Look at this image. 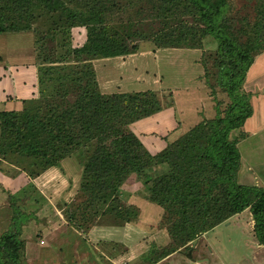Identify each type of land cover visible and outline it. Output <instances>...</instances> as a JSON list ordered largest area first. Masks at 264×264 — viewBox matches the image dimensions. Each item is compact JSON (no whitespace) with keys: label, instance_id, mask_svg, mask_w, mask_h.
I'll return each mask as SVG.
<instances>
[{"label":"trees","instance_id":"16d2710c","mask_svg":"<svg viewBox=\"0 0 264 264\" xmlns=\"http://www.w3.org/2000/svg\"><path fill=\"white\" fill-rule=\"evenodd\" d=\"M252 8L251 20L231 14L229 0H0V34L32 33L37 73V96L0 110V161L34 178L76 155L79 183L62 206L65 220L83 232L104 215L114 225L136 221L138 209L120 199V186L135 175L161 207L159 225L169 236L150 264L245 209L264 246V188L237 181L238 139L231 137L252 113L242 82L264 51V0ZM73 27H83L81 44L72 43ZM206 36L216 40L209 51ZM141 41L201 49V78L215 107L213 117L154 154L130 125L171 100L162 103L151 89L102 92L91 62L133 54ZM17 232L0 234V264H22Z\"/></svg>","mask_w":264,"mask_h":264},{"label":"rangeland","instance_id":"374dc122","mask_svg":"<svg viewBox=\"0 0 264 264\" xmlns=\"http://www.w3.org/2000/svg\"><path fill=\"white\" fill-rule=\"evenodd\" d=\"M229 2L231 14L235 16L246 15L251 20L253 19L254 10L252 6L254 0H229ZM80 28L83 29V27ZM73 30L76 31V29ZM72 32L71 29V35L75 37H72V43L74 45L80 44L81 40L79 35H75V32ZM12 34L14 33L0 34V47L4 45L8 52L18 51L20 47L23 50L25 49L24 51H26L27 48H31L32 44L28 36L7 38ZM202 42L203 50L205 51L213 49L216 45V40L212 36H206L203 38ZM139 47V50L133 53V55H125L126 57L124 59L119 57L116 58L115 60L121 61L120 64L116 66L117 68L110 65L102 69V67L96 63L95 67L93 66L96 72V78L97 75L100 77L101 81H105L106 78H112L115 81L114 85H116V87L119 86V88H121L120 90H152L154 87L151 85L152 78L156 77L158 79V76L163 77L162 84L174 88L171 90V93L166 90L170 88L161 85L160 87H165V90H162V88L161 91L159 90V83L156 85L158 91L156 89L155 91L161 95L162 103L177 99V96L180 98L183 90H186L185 88L194 86L192 81L186 80L187 71L191 72L193 76L196 73H194L195 70L193 71L192 68L187 67L189 64L187 63V58H194L195 55H200L201 57V49H198L201 54H199V52L187 51L184 52L182 56L179 51H173L170 55L169 53L171 51H169V49L171 48L154 49L149 41L139 42ZM23 57L25 56L23 55ZM185 60H187V62H185ZM199 67L201 68L200 64ZM183 73H185L184 81L182 76ZM114 85H112L111 88H115ZM204 88L207 94L211 96L209 88L205 85ZM190 90L191 89H188V91ZM186 95L188 97L190 94L188 93ZM213 100L214 99L211 98L212 103L209 101L211 103L210 110H205L207 114L201 112L202 115L205 113L208 118L215 115ZM203 102L207 101L204 100ZM253 103L258 104L256 99ZM255 112H257V110ZM241 133V130H236L232 132L231 136L237 138L239 141L243 137ZM263 136L264 129L258 132L256 139L260 141ZM3 165L7 167L5 173L9 171V174L14 173L13 171L15 170L13 167L6 163H2V166ZM31 186L32 185H27V188L25 187L24 190L17 192L14 195V199L9 198L7 200L6 197V201L3 199L2 204H0V234L7 230L19 231V233L17 232L18 236L24 241V250L21 256L22 264H150L149 261L155 259L159 251L162 250L163 245H156L153 242V244H150V246L143 251L140 250L141 247L137 248L136 246L138 250V252H136L134 250L135 245L132 244V251L137 255L123 258L128 252L122 243L101 242L96 246V249H91L89 244H83L84 252L82 249L81 252L75 253V250L67 248L65 244L60 243V240L64 237H69L74 240V233L86 238L88 230L83 232L81 229L76 228L75 225L69 224L65 220L64 207L60 206L61 204L57 206V210L53 207L54 201L41 206L43 203L41 197L34 186ZM129 186L130 183L128 187ZM124 187L125 185L123 184L120 186V199L125 204H128L125 202V196L128 192H135L137 189L129 191L128 188L125 190ZM138 187L140 191L143 192L142 197L146 201H143L145 206L139 208L137 214V217H139L142 223L137 227V231L134 232L131 237L127 238V240L129 239L128 243H130L131 240L135 241L137 237H140V239L146 237V239L150 241L154 239L157 240L155 237H157L159 233H155L154 235L156 224L157 228L162 229L159 225L162 212L161 207L146 198L143 185L140 184ZM37 205H40L42 209H38ZM47 205H49V207H47ZM14 208H17V210L15 211ZM20 218L22 219L21 221L18 220ZM99 220L102 224L114 222L110 215H104L99 218ZM252 224L249 209H245L230 217L225 223L219 224L197 237V242L192 248L190 257L186 255V252L191 242L188 243L187 248L183 246L178 249V251H174L169 254V256L167 255L153 264H264V246L258 244L256 241L252 233ZM149 225H151V227ZM160 234H165L164 236H167L169 240L166 230H161ZM112 254L116 256H110ZM148 258L150 259L148 260Z\"/></svg>","mask_w":264,"mask_h":264},{"label":"crops","instance_id":"0c3cea01","mask_svg":"<svg viewBox=\"0 0 264 264\" xmlns=\"http://www.w3.org/2000/svg\"><path fill=\"white\" fill-rule=\"evenodd\" d=\"M73 29H76V31ZM72 31V33L75 32V35H79L82 43L84 40L83 29L80 27H75L72 28ZM31 35L32 33L30 31H24L14 33L7 37L18 38L28 36L32 45L31 48H27L26 51L20 47L18 51L8 52L4 45V48L0 47V110L19 109L21 107L22 99H28L37 96V73ZM169 51H171L169 53L170 55L173 51H179L181 55L187 51L197 53L199 52V54H201L198 49L171 48ZM23 55L25 57H23ZM130 55L133 54H129L128 56ZM118 57L124 59L126 56L123 55L97 58L92 59L91 62L94 67L95 64L98 63L102 69L109 67L110 65L117 68L116 66H118L121 62L115 60ZM199 57L200 55H195L194 58L188 57V62L185 60V62L189 63L187 67L192 68L193 71L195 70L194 73L196 72L193 76L191 72L187 71L186 76V80L192 81L194 86L185 88L186 90H183L180 98L177 96V99H172L171 104H169L170 101L168 103H164L163 107L158 112L138 119L130 125L131 130L137 135L139 140L151 154L157 153L163 149L168 142L176 139L189 127L203 119V117L208 118L205 115V113L207 114L205 110H210L212 101L211 96L207 94V91H205L204 84L201 79L202 70L198 63ZM184 74L185 73L182 75L183 81L185 80ZM263 76L264 51L255 56L254 61L247 70L246 76L242 82V88L251 95L250 103L252 107V113L244 121L241 128L231 131V135L232 132L236 130H241V134H243V137L237 142V148L240 156L239 168L236 176L237 181L241 184L256 185L264 188V136L260 141L256 139L258 132L264 129ZM96 79L100 87L99 89H101L102 92L107 93L117 91H131L120 90L121 88H119V86L116 87V85H114L115 81L112 78H106L105 81H101L100 77L97 75ZM162 80L163 77L159 76L158 79L156 77L152 78L151 85L155 87L152 88L153 91L158 89L156 88L158 83L159 87L163 85ZM112 85H114L115 88H111ZM163 86L170 88L166 90L172 93L171 90L174 87H168V85ZM163 86L160 87L159 90L162 88V90H165V87ZM188 89L191 90L188 91ZM188 93L190 94V97H187L186 94ZM255 99L258 104L253 103ZM204 100L207 102H203ZM209 101H211V103ZM256 110L257 112H255ZM201 112H205L204 115H202ZM2 163L6 162H0V204H2L3 199L6 201L8 193L11 195L16 194L20 190H24L25 187L27 188V185H32L31 187L34 186V188L37 190L43 202L41 206H43V204H48V202L52 203L54 201L55 203H53V207L57 210V206L59 204L62 206L63 202H69L73 200L81 172V165L79 164L76 155L65 157L60 161L59 166L50 167L34 178H29L24 172L12 165L10 166L15 170L13 171L14 173L9 174L10 171L5 173L7 167L5 165L2 166ZM129 183L130 186L128 187ZM123 185H125V190H127V188L129 191L137 189L135 192L130 191L127 193L125 196V202L135 206L137 209L145 206L143 201L146 200L142 197L143 192L140 191L138 187L140 186V182L136 179L135 175H131L123 183ZM132 185H135L136 188ZM41 206L37 205L38 209H42ZM47 207H49V205H47ZM141 223L142 221L139 219V217H137L135 222H126L122 225H114L112 223L92 225L88 229L87 235L85 234L86 238L74 233V240L70 239L69 237H64L60 240V243L65 244V246L69 249L75 250V253L81 252L82 249L84 252L83 244H89L91 249H96V246L101 242L122 243L128 252L123 257L125 258L137 255L132 251V244L135 245L134 250L138 252L136 246L137 248L141 247L140 250L143 251L147 249L150 244H153V242L156 245H164L169 241L167 236H164L165 234H160V231H165V229L157 228L156 224L154 235L155 233H159L157 237H155L157 240L154 239L150 241L146 239V237L141 239L140 237H137L135 241L131 240V242L128 243L129 239L127 240V238L131 237L132 234L137 231V227H139ZM149 226L151 227V225ZM110 256L115 257L116 255L112 254Z\"/></svg>","mask_w":264,"mask_h":264},{"label":"water","instance_id":"95a60500","mask_svg":"<svg viewBox=\"0 0 264 264\" xmlns=\"http://www.w3.org/2000/svg\"><path fill=\"white\" fill-rule=\"evenodd\" d=\"M196 242H197V238H195V239H193V240L191 241L190 247L188 248V250H187V252H186V255H187L188 257H190V255H191V251H192V248L195 246Z\"/></svg>","mask_w":264,"mask_h":264},{"label":"built area","instance_id":"2783aa9c","mask_svg":"<svg viewBox=\"0 0 264 264\" xmlns=\"http://www.w3.org/2000/svg\"><path fill=\"white\" fill-rule=\"evenodd\" d=\"M42 242V241H41Z\"/></svg>","mask_w":264,"mask_h":264}]
</instances>
